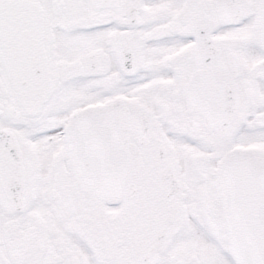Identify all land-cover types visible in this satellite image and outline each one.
Segmentation results:
<instances>
[{"label": "snow or ice", "instance_id": "snow-or-ice-1", "mask_svg": "<svg viewBox=\"0 0 264 264\" xmlns=\"http://www.w3.org/2000/svg\"><path fill=\"white\" fill-rule=\"evenodd\" d=\"M0 264H264V0H0Z\"/></svg>", "mask_w": 264, "mask_h": 264}]
</instances>
